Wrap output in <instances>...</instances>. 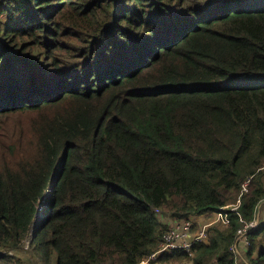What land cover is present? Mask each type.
<instances>
[{
    "label": "trees",
    "instance_id": "1",
    "mask_svg": "<svg viewBox=\"0 0 264 264\" xmlns=\"http://www.w3.org/2000/svg\"><path fill=\"white\" fill-rule=\"evenodd\" d=\"M263 166L264 0H0V264L27 237L17 264H136L240 197L149 261L238 264ZM246 239L264 264V220Z\"/></svg>",
    "mask_w": 264,
    "mask_h": 264
},
{
    "label": "built area",
    "instance_id": "2",
    "mask_svg": "<svg viewBox=\"0 0 264 264\" xmlns=\"http://www.w3.org/2000/svg\"><path fill=\"white\" fill-rule=\"evenodd\" d=\"M246 184L247 181L243 183L244 187ZM228 210L237 211L238 207L226 208L225 206H221L218 210L214 211V214L220 218L224 225H229ZM155 211L158 212L159 210L155 209ZM199 224V221L191 216L185 219H174L162 233L156 250L145 257V262L147 263L155 259L162 253H172L174 251H181L182 253H186L187 256H192L193 243L204 241L208 238L207 226H209V223L200 226ZM258 224L259 220L256 217L249 221L242 219V224L236 232L237 238L235 244L231 246V249L237 252V241L240 239H242L245 244H248L246 234L255 229Z\"/></svg>",
    "mask_w": 264,
    "mask_h": 264
},
{
    "label": "crops",
    "instance_id": "3",
    "mask_svg": "<svg viewBox=\"0 0 264 264\" xmlns=\"http://www.w3.org/2000/svg\"><path fill=\"white\" fill-rule=\"evenodd\" d=\"M263 170L262 171H264V166H263V168H262ZM261 181H262V184H263V186H264V173H263V175H261ZM240 203H241V199H240V197L239 198H237L236 200H234V201H232V202H228L226 205H224L226 208H233V207H239V205H240ZM206 216H209L208 217V220H205V221H202V222H200L199 220H201L202 219V217H206ZM191 217H194L195 219H197L198 221H199V223H201V224H199V226L200 225H204L205 223H209V226H207V230H208V228L212 225V224H215V225H222L223 226V228H225L226 226H228V225H224L223 224V222L220 220V218L219 217H217V215H215L214 214V211H212V212H209V213H206V214H203V215H198V216H191ZM259 221H261V220H264V199L259 203V205L257 206V211H256V216H255ZM161 219V222L163 223V224H171L172 222H173V220L175 219V218H172V217H167V216H164V217H161L160 218ZM246 245L244 244V242L243 241H239L238 243H237V253L240 255V256H242V259H243V262L244 263H246L245 262V260H244V254H245V251H246ZM188 257H191V256H188ZM173 258V259H172ZM174 258H176L177 260L178 259H185L186 260V258H178V257H170L166 262H175V261H173L174 260ZM163 263H165V262H163ZM176 263V262H175ZM136 264H149V262H145V258H143L140 262H138V263H136ZM188 264H191V261H190V263H188Z\"/></svg>",
    "mask_w": 264,
    "mask_h": 264
},
{
    "label": "rangeland",
    "instance_id": "4",
    "mask_svg": "<svg viewBox=\"0 0 264 264\" xmlns=\"http://www.w3.org/2000/svg\"><path fill=\"white\" fill-rule=\"evenodd\" d=\"M47 189H46V191H47ZM230 202H232V201H230ZM42 207H43L42 204L38 206V213H40ZM208 217L209 216L202 217V219L199 220V221L202 222V221L208 220ZM213 226H215V224H212L209 228H211ZM216 227H220L221 229H223V226L222 225L221 226L220 225L219 226L217 225ZM32 245L33 244L30 242V237H27V238H25V240H23V242L21 243L20 247L16 251L15 250H13V251H10V250L7 251L8 254L14 256V259L12 261H10L11 264H17V259H15V258L21 259L22 261H24V259L26 257H30L32 260H38L39 258L37 257V255H34L33 254V246ZM237 260H239V261H237L238 264H245L243 262L242 256L238 257ZM173 261H175L176 263L175 262H171V263L170 262H166V264H188V263H190V260L189 259H186V260L185 259H178L177 260L176 258H174ZM245 262H247V259H246Z\"/></svg>",
    "mask_w": 264,
    "mask_h": 264
},
{
    "label": "bare ground",
    "instance_id": "5",
    "mask_svg": "<svg viewBox=\"0 0 264 264\" xmlns=\"http://www.w3.org/2000/svg\"><path fill=\"white\" fill-rule=\"evenodd\" d=\"M234 11H235V10H234ZM237 12H238V11H237ZM241 12H242V11H241ZM186 34H187V33H186ZM186 34H185V37H186ZM188 35L190 36V34H188ZM188 35H187V36H188ZM185 37H184V38H185Z\"/></svg>",
    "mask_w": 264,
    "mask_h": 264
}]
</instances>
